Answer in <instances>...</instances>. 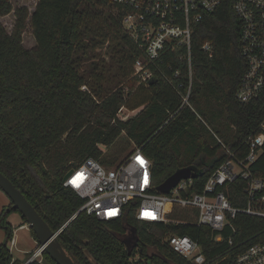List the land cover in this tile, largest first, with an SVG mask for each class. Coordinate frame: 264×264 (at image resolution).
Returning <instances> with one entry per match:
<instances>
[{
	"label": "trees",
	"instance_id": "1",
	"mask_svg": "<svg viewBox=\"0 0 264 264\" xmlns=\"http://www.w3.org/2000/svg\"><path fill=\"white\" fill-rule=\"evenodd\" d=\"M11 10L10 0H0V16ZM28 14L26 6L14 10L11 32L0 21V171L53 231L74 216L57 238L76 264H192L169 248L166 238L173 234L197 241L207 264H236L238 254L264 239V218L242 212L220 231L193 221L144 222L130 205L120 218L101 220L80 210L84 199L62 184L66 171L88 157L112 164L99 145L109 147L122 132L150 159L155 188L177 168L191 166L197 172L192 191L200 192L226 157L222 143L238 157L247 154L245 140L260 131L264 120V86L247 102L236 97L247 63L231 0L194 27L190 106L181 107L188 76L184 48L165 52L158 76L136 85L137 77L130 76L143 51L123 27L120 5L110 0H37L29 16L35 38L31 49L22 44ZM206 41L213 45L211 56L201 48ZM102 42L113 45L114 76L105 61L91 63L89 71L82 66ZM176 69L179 75L174 76ZM124 85L130 88L126 95ZM121 106L141 109L123 120L117 116ZM248 169L264 180V144ZM244 186L239 177L220 189L232 205L242 207ZM8 208L0 213L5 231L0 264L11 259L13 229L5 220L7 212L18 211L11 201ZM128 225L136 228L138 238L130 252L121 239ZM27 264L56 263L43 252L41 263Z\"/></svg>",
	"mask_w": 264,
	"mask_h": 264
},
{
	"label": "built area",
	"instance_id": "2",
	"mask_svg": "<svg viewBox=\"0 0 264 264\" xmlns=\"http://www.w3.org/2000/svg\"><path fill=\"white\" fill-rule=\"evenodd\" d=\"M223 1L110 0L124 10L122 25L143 51L134 60L130 76L137 77L136 85L147 84L158 76L156 71L165 52L183 47L188 76L187 89L182 94L180 107L187 104L190 106L194 27L206 14L217 10ZM231 4L241 23L240 48L247 63L236 97L241 102H247L264 86V0H231ZM201 48L209 56L213 54L210 41L203 42ZM168 67L171 65L168 64ZM173 75H179V70H174ZM128 91L124 87V92ZM263 144L264 120L260 131L246 138L248 152L244 157H238L234 150L222 143L226 157L208 176L200 192L192 191L193 178L180 180L168 193L157 191L153 186L151 161L136 146L115 166L106 167L91 157L84 159L66 171L65 175L71 170L62 184L84 199L80 210L101 220L120 218L130 205V210L138 220L166 222L167 207L174 204L191 211L194 215L191 221L220 231L230 226V219L238 212L264 218V180L253 176L248 169L249 164L258 157ZM239 177L245 181L243 189L246 203L245 206L235 207L220 187ZM216 239L220 240V236ZM166 242L169 248L192 264H207L201 246L189 236L173 234L166 238ZM15 245L13 234L8 241L11 253L9 264L43 261L44 247L37 243L30 256L15 263ZM236 264H264V239L249 245L238 254Z\"/></svg>",
	"mask_w": 264,
	"mask_h": 264
},
{
	"label": "rangeland",
	"instance_id": "3",
	"mask_svg": "<svg viewBox=\"0 0 264 264\" xmlns=\"http://www.w3.org/2000/svg\"><path fill=\"white\" fill-rule=\"evenodd\" d=\"M10 1L12 4V10L10 13L0 16V21L3 23L6 31L11 32L15 22L14 10L17 7L26 6L28 8L29 14L26 19L24 30L22 32V44L25 48L31 49L32 47L35 46V38L33 35L32 27L30 26L29 16L34 10L37 0H10ZM105 11H107V13L115 14V11L113 9L105 8ZM112 46H113L112 44L109 45L107 42H102L100 44H97V46L94 48V52L92 53V55L89 56L88 60H84L85 62L82 65L83 68L86 71H89L90 68L94 65L91 63H98V62L102 63V61H105L106 65H109V68L111 69L109 75L114 76L113 74L115 73L116 68L110 67L112 65L111 58H112V53L114 51L112 49ZM119 84L120 85L118 87L122 86L123 81H121V83ZM112 85H114V83H112ZM123 87H127L130 90V88L126 85H124ZM128 93L129 91L124 92L125 95ZM140 109L141 107L129 109L125 106H121L117 112V116L123 120L128 119L134 116ZM99 147L104 151V157H106L107 159H111L113 161L112 164L103 163V162L100 163H102V165L106 167H111V166H115V164H117L120 160H122L135 147V144L129 139V137L126 135L125 132H122L120 136L117 138V140L113 142V144H111L109 147H105L102 145H99ZM8 200L9 199L7 198V196L0 189V213L2 212L3 209L6 210L9 209ZM166 218L167 220L165 223H177L181 221H188V220L191 221L194 219V215L187 208H182L180 206L172 204L167 207ZM5 220L10 224L11 228L13 229V234L16 239V245L14 247L13 257L21 259L19 260V262H21L29 256L28 252L32 251L36 247L37 239L34 237L32 230L29 228L27 223H24V220L18 211L15 210L8 211ZM4 240H5V231L0 227V243L3 242ZM134 256L136 257L138 255H134Z\"/></svg>",
	"mask_w": 264,
	"mask_h": 264
},
{
	"label": "water",
	"instance_id": "4",
	"mask_svg": "<svg viewBox=\"0 0 264 264\" xmlns=\"http://www.w3.org/2000/svg\"><path fill=\"white\" fill-rule=\"evenodd\" d=\"M71 170L63 177L65 179ZM197 172L191 166L177 168L169 175L156 190L168 193L182 179L195 178ZM0 189L12 202V207L17 209L25 219L29 228L33 231L37 243L44 247V251L56 264H76L72 257L66 252L57 235L59 231L74 217L69 219L58 231H53L35 207L25 198L22 192L12 183V181L0 171ZM130 252L137 246L136 228L128 225L126 233L121 238ZM153 254L160 255L155 247L150 248Z\"/></svg>",
	"mask_w": 264,
	"mask_h": 264
},
{
	"label": "crops",
	"instance_id": "5",
	"mask_svg": "<svg viewBox=\"0 0 264 264\" xmlns=\"http://www.w3.org/2000/svg\"><path fill=\"white\" fill-rule=\"evenodd\" d=\"M7 198H8V197H7ZM8 199H9V198H8ZM9 201H10V200H8V204H9ZM1 243H2V242H1ZM16 259H18V258H16ZM18 260H21V259H18ZM22 260H23V259H22Z\"/></svg>",
	"mask_w": 264,
	"mask_h": 264
}]
</instances>
